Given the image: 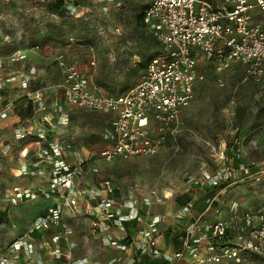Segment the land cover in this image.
Instances as JSON below:
<instances>
[{"label": "built area", "instance_id": "obj_1", "mask_svg": "<svg viewBox=\"0 0 264 264\" xmlns=\"http://www.w3.org/2000/svg\"><path fill=\"white\" fill-rule=\"evenodd\" d=\"M147 1L143 24L163 50L149 60L138 84L122 94H104L94 86L89 72L60 62L65 71V103L110 115L108 143L100 152L106 162L159 154L177 134L181 110L194 99L197 84L207 78L206 67L212 68L220 82L223 74L235 65L244 68L247 78H264V0H222L221 4L208 0ZM26 57L21 51L13 56L19 60ZM91 65H95V60ZM37 98L42 101L41 93ZM44 109L46 106L41 104L37 110ZM40 119L47 121L45 117ZM26 134L27 128L23 127L16 135L24 138ZM62 149L60 143L47 139L41 148L40 157L51 163L52 170L49 187L40 193L47 197L61 193L62 200L32 223L29 234L61 225L64 210L68 208L73 212L84 211L94 218L90 229L98 232L106 245L129 252L127 257L113 258L110 264H137V255L165 259L169 264H182L186 256L189 264H216L221 259H236L240 263L242 252L264 257V208L241 216L234 210L231 219L208 222L205 216L218 212L214 204L220 192L206 198V206L200 213H194V202H188L176 214L177 218L187 220L180 237L181 248L167 253L160 246L164 238L160 228L164 216L151 210L152 198L140 200L131 192L116 195L121 187L110 179L94 187L78 185L82 163L68 164L62 157ZM231 175L230 169L218 170L216 175L205 176L203 183L215 186L232 178ZM37 194L17 187L10 201L17 203L23 197L34 198ZM81 198H86V206L80 205ZM93 202L94 206H90ZM239 219L247 229L231 242L228 233ZM132 226L138 230L131 236L128 229ZM70 233L71 230L65 232L66 236ZM51 239L59 244L61 235ZM35 249L34 243L17 239L0 256V264H18L21 252L31 255ZM56 251L59 253L60 248ZM70 264L99 262L83 257Z\"/></svg>", "mask_w": 264, "mask_h": 264}, {"label": "rangeland", "instance_id": "obj_2", "mask_svg": "<svg viewBox=\"0 0 264 264\" xmlns=\"http://www.w3.org/2000/svg\"><path fill=\"white\" fill-rule=\"evenodd\" d=\"M147 3V0H75L74 5L80 10L72 15L79 26L75 43L87 44L81 51L95 57L97 72L92 82L97 89H101L102 81L109 86H125L134 70L140 71L136 82L140 81L148 61L163 50L142 22ZM213 3L221 4L222 0ZM29 4L37 5V0H0V57H10L16 49L26 48L13 45L15 40L11 42V39L21 42L25 37L22 14L18 12L12 21V11H20ZM206 74L207 78L197 84L194 99L181 110L177 134L155 156L103 160L100 152L108 143L110 121L88 109L65 107L63 121L68 118V123L64 127L57 124L55 132H50L51 137L60 138L63 147L78 151L75 159L82 163L83 184L91 186L110 179L121 187L119 196L131 192L140 200L152 198L151 210L164 216L161 222L164 233L168 229H184L187 220L177 218L176 214L186 203L194 202L196 210L203 211L204 190L211 186L203 183L205 176L216 175L218 170L230 169L232 182L221 190L214 204L217 216L231 219L234 210L239 216L256 213L264 208V117L260 115V107H264V78H247L240 65L227 70L221 82L211 67H206ZM22 87L21 82L15 90ZM6 90L0 89L2 104L18 98L16 92ZM34 99L38 101L37 96ZM1 179L4 178L0 176ZM183 195H189L190 199L180 202L178 198ZM246 229L239 219L229 231L228 240L233 242ZM137 230L132 226L128 233L132 236ZM98 251L99 248H94L92 253L96 255ZM109 256L115 258V254ZM262 263L260 256L253 255L240 264ZM216 264L239 263L221 260Z\"/></svg>", "mask_w": 264, "mask_h": 264}, {"label": "crops", "instance_id": "obj_3", "mask_svg": "<svg viewBox=\"0 0 264 264\" xmlns=\"http://www.w3.org/2000/svg\"><path fill=\"white\" fill-rule=\"evenodd\" d=\"M57 1H63L62 8L58 10L51 7ZM74 4L75 0H37V5L29 4L18 9L20 11H12V21L15 20V15L21 12L25 37L21 42H17V39H11V42L15 40L13 45L17 43V45H24L26 48L16 49L10 57H0V89L7 88L6 92L18 94V98L9 103L2 104L0 102V176L4 178L0 180V256L17 239H24L36 246L35 252L31 255L24 251L21 252L18 264H70L71 261L83 257H88L90 261H96L99 264H110L112 259L109 255L111 254H115V257L129 255V252H122L115 247L106 245L98 232L93 233L90 227L94 218L88 217L84 211L73 212V210L65 208L61 225L52 226L47 231L28 233L32 223L38 217L47 214L51 207L62 200L61 193L49 197L40 193L42 189L49 187L52 170L51 163L40 157L41 148L46 139L60 143L61 139L52 138L50 133L55 130L57 124L64 127L68 123V118L63 121L60 110L65 112V107L76 108L67 105L64 101L65 71L60 66V62L75 65L79 69L89 72L91 79L97 72L96 63L91 65V61L95 60V57L83 54L80 49L82 46L87 48L88 45L75 43V40H78L76 35L79 37V26L72 15L79 9ZM82 39L86 40V38ZM82 39L80 38V40ZM89 39L91 38L89 37ZM20 51L25 52L27 57L24 60L14 59V54ZM138 72L135 73L134 70L131 77L124 82L125 86L122 84V87L125 88L123 91H120L122 90L121 85L109 86L103 84L104 81L101 82L102 87L98 90L110 95L125 93L141 81L142 78L136 82L141 75V73L137 75ZM13 79L15 80L12 81ZM21 82L23 89L15 90L16 86L20 87ZM38 93H41L42 101L34 99ZM23 96H28L34 101L36 110L41 104H44L46 109L37 110L39 112H36L30 119H21L14 112V103ZM3 114L5 116H2ZM101 114L110 121L109 114ZM42 117H45L47 121H41ZM23 127L27 128V134L24 138H18L16 134ZM70 148V146L63 147L61 154L68 164L75 166L79 164V160L75 159L78 151L74 150L73 152ZM80 178L76 182L78 185L82 187L95 186V184L91 186L83 184ZM17 187L38 194L34 198L23 197L17 203H13L10 201V197ZM212 187L214 186L211 185L207 188ZM204 191L203 201L206 206L205 200L210 194L206 193V189ZM79 203L82 207L88 204L86 198H81ZM90 206H94V202ZM195 207L196 205L193 209L194 213H199L201 209L196 210ZM216 213H208L205 219L208 222L223 219ZM185 227L186 225L184 229ZM184 229L181 230L184 231ZM67 230H71V233L66 236ZM179 231H174V233ZM54 235H61L59 244L52 242L51 238ZM163 235L164 238L160 246L167 253H175L165 238L164 232ZM71 243L75 245L71 246ZM203 247L205 246L203 245ZM58 248H60L59 253L56 251ZM94 248L96 250L99 248V254L92 253ZM253 255L255 254L250 252L240 253V263L245 262L246 257ZM261 259L264 264V257ZM221 260L238 263L236 259ZM182 264H189L188 256L182 260Z\"/></svg>", "mask_w": 264, "mask_h": 264}, {"label": "trees", "instance_id": "obj_4", "mask_svg": "<svg viewBox=\"0 0 264 264\" xmlns=\"http://www.w3.org/2000/svg\"><path fill=\"white\" fill-rule=\"evenodd\" d=\"M208 1L213 3V0H208ZM62 5H63V1H57L53 3L51 7L58 10L62 8ZM143 13H142V22H143ZM14 106H15L14 108L15 114H17L23 120L32 118L36 111L34 101L30 99L28 96H23L20 99L16 100ZM239 112L241 113V107H239ZM260 115L264 117V107H260ZM231 182H232V178L223 180L219 182L218 185H215L214 187L207 189L206 193L210 194V196H214L217 193L221 192V190L226 188ZM189 199L190 197L188 195H183L178 198L180 202H187ZM182 233L183 230H180L179 232H175V233L172 229H168L167 231H165V238L171 244V247L174 252L178 251L181 248L180 237ZM136 263L137 264H168V261H166L165 259H151L148 257H143V256L140 257L139 255H137Z\"/></svg>", "mask_w": 264, "mask_h": 264}]
</instances>
